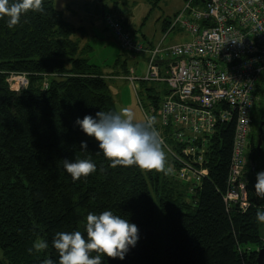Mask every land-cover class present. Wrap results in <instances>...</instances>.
Segmentation results:
<instances>
[{"label": "trees", "instance_id": "1", "mask_svg": "<svg viewBox=\"0 0 264 264\" xmlns=\"http://www.w3.org/2000/svg\"><path fill=\"white\" fill-rule=\"evenodd\" d=\"M144 1L151 8L161 2ZM193 3L199 7L200 1ZM43 7V13L23 15L12 29L7 17L0 19V264H42L46 258L58 264L55 234L84 232L87 214L104 210L136 224L139 239L123 260L102 256V264H256L264 224L255 213L264 209V199L254 184L264 169L258 166L247 176V207H226L233 124L217 127L205 158L209 175L199 185L174 177L179 143L171 137L170 174L112 168L98 142L75 124L97 111H115L106 81L77 56L80 49L71 39L77 29L63 20L53 0H43ZM169 25L163 21V33ZM11 73L26 74L27 88L11 92L5 82ZM148 99L158 108L161 97ZM249 152L246 169L254 163ZM65 158L91 159L97 171L74 182L63 168ZM37 239L49 247L29 253Z\"/></svg>", "mask_w": 264, "mask_h": 264}, {"label": "built area", "instance_id": "2", "mask_svg": "<svg viewBox=\"0 0 264 264\" xmlns=\"http://www.w3.org/2000/svg\"><path fill=\"white\" fill-rule=\"evenodd\" d=\"M199 1V7L193 6L194 0L184 4L167 29L180 28L190 39L166 49L161 48L166 36L155 47L134 40L117 12L103 13L102 20L124 53L147 55L144 76L126 78L136 95L135 81L166 87L158 108L150 102L145 111L140 100L139 104L144 119L160 114L165 144L170 137L179 143V153L174 155L177 180L192 185L205 180L209 175L205 158L216 129L233 124L223 201L226 207L244 210L247 176L256 170L255 163L246 169L245 151L258 83L264 77V0ZM6 84L19 93L28 86L27 75L8 74Z\"/></svg>", "mask_w": 264, "mask_h": 264}, {"label": "clouds", "instance_id": "3", "mask_svg": "<svg viewBox=\"0 0 264 264\" xmlns=\"http://www.w3.org/2000/svg\"><path fill=\"white\" fill-rule=\"evenodd\" d=\"M31 12H44L43 0H0V19L7 17V27L14 28L21 17ZM155 116H147L137 121L128 108L119 111H97L95 116L85 115L77 118L75 124L89 137L98 142L99 151L110 161V166H136L141 171H155L168 175L172 168L168 166L166 144L155 127ZM80 148L88 149L86 141H81ZM63 168L78 181L97 171L91 159H63ZM101 172L104 171L101 166ZM255 194L264 199V171L256 174ZM258 223L264 224V209L258 208L255 213ZM139 239V229L111 210L99 214L89 212L86 216L84 232L60 231L52 240V246L59 255L58 264H102V256L123 260L130 247H135ZM49 247L43 239L34 241L32 253L41 252ZM95 253V255H93ZM42 264H56L51 258Z\"/></svg>", "mask_w": 264, "mask_h": 264}, {"label": "rangeland", "instance_id": "4", "mask_svg": "<svg viewBox=\"0 0 264 264\" xmlns=\"http://www.w3.org/2000/svg\"><path fill=\"white\" fill-rule=\"evenodd\" d=\"M183 5L184 0H161L156 8H151L144 0H53V6L61 13L63 20L77 29L71 36L80 49L77 56L86 59V62L95 66L104 77L114 101L115 111L128 108L133 112L137 121L145 120L139 100L146 111L147 104L150 103L148 94H157L162 97L166 87L160 83L135 81L138 91L136 95L130 81L126 78L134 76L140 80L144 76L147 55L124 53L104 26L102 15L105 12H117L124 28L134 40L144 44L145 47L150 44L158 46V43L166 36L161 45V48L166 49L190 39L180 28L165 33L162 31L163 21H171ZM258 84L257 102L264 93V82L260 79ZM154 116L157 120L155 126L163 134L159 128L160 114L156 113ZM256 118L255 110L253 121ZM249 156L250 152L247 149L245 151L246 164ZM260 168L264 169V162ZM250 249L256 250L253 247Z\"/></svg>", "mask_w": 264, "mask_h": 264}, {"label": "flooded vegetation", "instance_id": "5", "mask_svg": "<svg viewBox=\"0 0 264 264\" xmlns=\"http://www.w3.org/2000/svg\"><path fill=\"white\" fill-rule=\"evenodd\" d=\"M261 99H264V93H262ZM254 109L257 112V118L255 121H253L252 119V130H251V134H250L249 141H248V150H250L253 153V161L256 167H258L260 163V160H259L260 157L262 158L261 161L264 162V146H262L260 152H258L256 148V126H257L259 116H261L262 113H264L262 112V103L260 101L258 102L256 101ZM255 110H254V113H255Z\"/></svg>", "mask_w": 264, "mask_h": 264}, {"label": "water", "instance_id": "6", "mask_svg": "<svg viewBox=\"0 0 264 264\" xmlns=\"http://www.w3.org/2000/svg\"><path fill=\"white\" fill-rule=\"evenodd\" d=\"M260 102L262 103V112H264V99H261ZM262 146H264V113L259 116L256 126V148L258 152H260ZM259 160V166H261L262 158L260 157ZM256 264H264V244L261 245L257 252Z\"/></svg>", "mask_w": 264, "mask_h": 264}, {"label": "crops", "instance_id": "7", "mask_svg": "<svg viewBox=\"0 0 264 264\" xmlns=\"http://www.w3.org/2000/svg\"><path fill=\"white\" fill-rule=\"evenodd\" d=\"M103 13V12H102ZM155 43V42H154ZM157 44H150V46L149 47H155ZM131 72H133V71H131Z\"/></svg>", "mask_w": 264, "mask_h": 264}]
</instances>
